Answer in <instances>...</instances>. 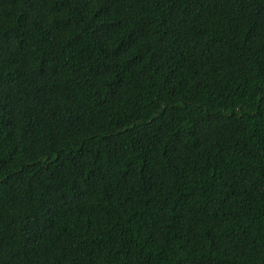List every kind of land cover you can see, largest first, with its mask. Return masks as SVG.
<instances>
[{
  "label": "trees",
  "instance_id": "16d2710c",
  "mask_svg": "<svg viewBox=\"0 0 264 264\" xmlns=\"http://www.w3.org/2000/svg\"><path fill=\"white\" fill-rule=\"evenodd\" d=\"M0 264H264V0H0Z\"/></svg>",
  "mask_w": 264,
  "mask_h": 264
}]
</instances>
